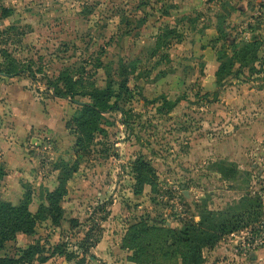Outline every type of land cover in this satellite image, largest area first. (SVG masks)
<instances>
[{
	"label": "rangeland",
	"instance_id": "1",
	"mask_svg": "<svg viewBox=\"0 0 264 264\" xmlns=\"http://www.w3.org/2000/svg\"><path fill=\"white\" fill-rule=\"evenodd\" d=\"M221 22L227 47L257 41L260 50L253 70L237 64L219 86ZM175 25L184 37L157 49L158 33ZM14 59L36 80L0 75V202L29 197L36 214L65 177L67 194L58 224L39 218L1 256L34 247L23 264H183L160 255L164 229L199 222L205 209L244 213L241 199L251 198L257 214L203 249L202 264H254L264 248V0H0V63ZM122 65L130 91L78 153L81 106L51 87L69 70L79 91L114 79L118 95ZM165 98L178 102L161 111ZM139 161L155 181L141 194Z\"/></svg>",
	"mask_w": 264,
	"mask_h": 264
},
{
	"label": "trees",
	"instance_id": "2",
	"mask_svg": "<svg viewBox=\"0 0 264 264\" xmlns=\"http://www.w3.org/2000/svg\"><path fill=\"white\" fill-rule=\"evenodd\" d=\"M4 11V15L10 13L9 9H5ZM181 21L182 19L180 23ZM188 21L191 22V25H196L197 19L189 17ZM217 31L219 36L212 42V47L216 49L218 43L224 42V48H226L222 49V52L217 55L220 66L216 72V77L217 85L220 86L223 80L232 75L237 64L241 66L239 70L244 67L249 69L254 68V63L258 60L260 45L257 41H253L230 44L231 47H227L229 44V41H227L228 32L223 22L218 23ZM182 33L176 25L163 27L157 35V49L160 48L161 43L169 46V38H176L175 40L181 41L184 37ZM231 48L232 51H230ZM6 55L8 56L9 54L6 53ZM70 73L69 70H63L56 78L55 84L50 86H52L51 88L56 96L70 98L81 106L73 118L79 135L77 140L79 153L87 146L88 141L94 138V134L102 130L101 119L103 114L113 110H120L116 103H112V100L115 97L120 98L125 91H130L128 83L130 81L129 76L131 71L125 65L121 66L119 71V76L121 77L119 84L120 93L118 95L115 93L114 86L116 85V81L114 79L109 82L105 89L96 87L91 92L87 91V89L85 91H79V83L74 80ZM26 74L32 80H36L35 72L16 59L13 61L10 60L7 66L0 63V75L16 77ZM85 95L91 96L92 101L79 102L76 100L77 96ZM177 102L178 100L171 101L165 98L164 106L160 110L162 111L166 106L173 108ZM124 122L127 127L130 126L129 120H125ZM136 170L138 172L137 179L139 184L135 192L141 194L143 192V185L150 184L152 186L155 184L154 180L148 179L147 177V174H153V168L149 164L139 161ZM2 176H4V173L0 167V178ZM65 179L66 177L61 178L59 187L47 194L48 206H41L36 214L32 213L29 209L31 202L29 197L19 206H15L9 202H0V252L8 242L15 240L19 234H35L36 224L39 218L48 219L49 216L53 222L59 223L63 215V208L60 202L67 194ZM241 201H245L248 204V208L245 207L244 213L233 214L228 211L205 209L202 212L199 222L186 224L181 230L164 229V232H170V237L163 245L165 248L160 250V255L164 258L180 256L183 264H202L204 262L203 249L214 248L225 235L246 226L243 225L245 220L252 219L253 215L257 214L256 210L259 207L257 200L245 198L241 199ZM139 226L137 225L135 228H139ZM157 229L161 230V228ZM33 248L31 247L24 252L25 256L23 255L20 258L3 257L0 255V264H23L25 260L30 261L29 257L31 256V252H33ZM24 257H27V259H24Z\"/></svg>",
	"mask_w": 264,
	"mask_h": 264
},
{
	"label": "crops",
	"instance_id": "3",
	"mask_svg": "<svg viewBox=\"0 0 264 264\" xmlns=\"http://www.w3.org/2000/svg\"><path fill=\"white\" fill-rule=\"evenodd\" d=\"M254 264H264V248L257 251L256 256L253 257Z\"/></svg>",
	"mask_w": 264,
	"mask_h": 264
},
{
	"label": "built area",
	"instance_id": "4",
	"mask_svg": "<svg viewBox=\"0 0 264 264\" xmlns=\"http://www.w3.org/2000/svg\"><path fill=\"white\" fill-rule=\"evenodd\" d=\"M254 245H256V244H254Z\"/></svg>",
	"mask_w": 264,
	"mask_h": 264
}]
</instances>
